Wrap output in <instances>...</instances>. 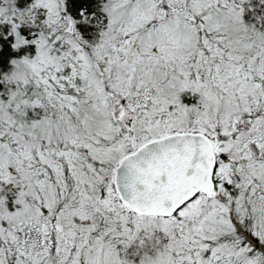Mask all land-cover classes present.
I'll return each instance as SVG.
<instances>
[{"label":"snow or ice","instance_id":"6c2138e0","mask_svg":"<svg viewBox=\"0 0 264 264\" xmlns=\"http://www.w3.org/2000/svg\"><path fill=\"white\" fill-rule=\"evenodd\" d=\"M0 264H264V0H0Z\"/></svg>","mask_w":264,"mask_h":264}]
</instances>
